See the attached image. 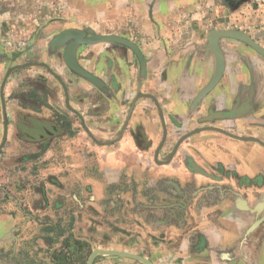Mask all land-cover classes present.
<instances>
[{
    "label": "crops",
    "instance_id": "obj_1",
    "mask_svg": "<svg viewBox=\"0 0 264 264\" xmlns=\"http://www.w3.org/2000/svg\"><path fill=\"white\" fill-rule=\"evenodd\" d=\"M219 4L0 0V88L11 69L5 117L1 94L0 100L11 140L56 139L65 153L68 128L81 144V120L68 100L97 140L112 141L95 153L105 159L101 174L123 176L109 184L123 193L102 250L150 264H264V146L243 137L264 142V57L240 40L221 38L224 70L198 97L217 65L210 31L247 32L229 24V3ZM67 29L127 38L144 68L124 44L80 43L75 60L101 80L102 88L96 86L65 61L73 38L54 42ZM17 239L4 236L0 225V254ZM113 257L97 264H146Z\"/></svg>",
    "mask_w": 264,
    "mask_h": 264
},
{
    "label": "rangeland",
    "instance_id": "obj_2",
    "mask_svg": "<svg viewBox=\"0 0 264 264\" xmlns=\"http://www.w3.org/2000/svg\"><path fill=\"white\" fill-rule=\"evenodd\" d=\"M221 2L229 3V24L246 26L247 33L261 43L264 2L215 0V5ZM240 5L236 14L233 7ZM78 126L84 138L82 143L74 141L76 136L65 128V139L72 142L70 150L64 153L63 144L56 139L40 145L14 143L8 124L0 147V225L4 236L18 237V241L0 254V264H88L91 256L90 264H97L112 260L107 259L112 256L120 258L93 253L108 246L106 236L116 221L119 212L114 211L120 207L123 193L117 189L121 186L114 189L109 184L122 182L123 176L118 171L101 174L105 159L95 153L106 150L110 144L96 143L82 125ZM4 131L0 100V144Z\"/></svg>",
    "mask_w": 264,
    "mask_h": 264
},
{
    "label": "water",
    "instance_id": "obj_3",
    "mask_svg": "<svg viewBox=\"0 0 264 264\" xmlns=\"http://www.w3.org/2000/svg\"><path fill=\"white\" fill-rule=\"evenodd\" d=\"M259 36L261 37L263 44H262V42L260 43L256 37H252L247 32L239 30V29L211 30L209 35H208V45H209V48L214 52V54L216 56L217 65H216V70L214 72L212 79L210 80V82L206 86H204V88H202V90L198 94V97L202 96L209 89L212 88V86L218 81V79L220 78V76L222 75V72L224 70L225 60H224V54H223L222 49H221L220 44H219V40L221 38H232V39L240 40V41L244 42L245 44H247L252 49H254L258 54H260L264 57V30L259 33ZM70 37H72L73 40L67 44L66 50L64 53V58H65L67 65L69 66V68L71 70H73L74 72H76L77 74H79L83 78L89 80L90 82H92L93 84H95L96 86H98L100 88H102V85H103L101 80L99 78H97L95 75H93L92 73L83 69L75 60V49L80 43L117 42V43L124 44V45L128 46L129 48H131L136 53L142 68H144L145 59H144L142 53L140 52L139 48L132 41L128 40L127 38L118 36L116 34H93V35L87 36V35H85V32H83L82 30L67 29L65 31H62L60 34H58L54 38V42L55 43L62 42V41L67 40ZM10 71H11V69H9L6 72L5 77H4L2 84H1V88H0L1 100H2V105H3V109H4L3 110L4 117H5L6 113H5V102H4V96H3V87H4L6 77L8 76ZM54 75L56 76V78L59 79V77L56 74H54ZM66 96H67V93H66ZM67 104H68V107L79 116V119L81 120L82 127L87 132V134L91 138H93V140H95L96 143L103 144V145L112 144V141H110V140H108L109 142L97 140L95 138V136H93L92 133L90 132V130L87 127L86 123L84 122V119L82 118V116L69 105L68 100H67ZM132 105H133V103L131 104V107H132ZM129 113H130V109H129ZM7 127H8L7 120L5 119V121H4L5 131H4V136H3V142L0 144V147L2 146V144L5 141L6 133H7ZM243 137H245L247 139L255 140L264 146V142H262L258 138L248 137V136H243ZM96 252L100 253V254H117V255L129 256V257L130 256L136 257L137 259L142 260L146 264H150L146 259H144L140 256L130 255V253H128V252L116 251V250H98L97 249V250H94L93 254H95ZM91 259H92V256H91L88 264H90Z\"/></svg>",
    "mask_w": 264,
    "mask_h": 264
},
{
    "label": "built area",
    "instance_id": "obj_4",
    "mask_svg": "<svg viewBox=\"0 0 264 264\" xmlns=\"http://www.w3.org/2000/svg\"><path fill=\"white\" fill-rule=\"evenodd\" d=\"M259 1L264 2V0H259Z\"/></svg>",
    "mask_w": 264,
    "mask_h": 264
},
{
    "label": "bare ground",
    "instance_id": "obj_5",
    "mask_svg": "<svg viewBox=\"0 0 264 264\" xmlns=\"http://www.w3.org/2000/svg\"><path fill=\"white\" fill-rule=\"evenodd\" d=\"M107 142H109V141H107Z\"/></svg>",
    "mask_w": 264,
    "mask_h": 264
}]
</instances>
